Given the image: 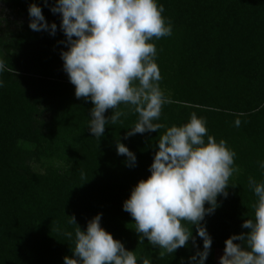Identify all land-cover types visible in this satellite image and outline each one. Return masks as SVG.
<instances>
[{
    "label": "trees",
    "instance_id": "16d2710c",
    "mask_svg": "<svg viewBox=\"0 0 264 264\" xmlns=\"http://www.w3.org/2000/svg\"><path fill=\"white\" fill-rule=\"evenodd\" d=\"M0 2L9 12L0 18V59L6 65L0 72V264H63V257L73 256L76 225L70 217L83 231L97 213L101 227L133 250L138 264L143 258L188 264L203 247L195 226H189L195 246L190 239L173 254L160 255L163 250L146 238L140 242L122 204L150 175L160 135L193 114L206 121L208 135L235 152L239 169L229 178L227 196L218 195L214 212L202 221L212 239L205 264H218L224 241L246 233L243 221L254 219L258 198L249 178L264 181V0H157L172 29L170 36L150 41L158 84L170 101L154 121L164 127L125 139L138 114L120 105L125 115L106 125L99 140L87 128L91 101L75 97L63 70L66 37L60 14L49 8L55 0H47L49 6L44 0ZM32 3L57 25L54 35L29 28ZM117 141L135 154L134 166L117 154Z\"/></svg>",
    "mask_w": 264,
    "mask_h": 264
},
{
    "label": "clouds",
    "instance_id": "9594fccd",
    "mask_svg": "<svg viewBox=\"0 0 264 264\" xmlns=\"http://www.w3.org/2000/svg\"><path fill=\"white\" fill-rule=\"evenodd\" d=\"M44 2L49 6L47 0ZM49 8L60 14L67 47L60 58L74 95L93 105L87 123L92 136L99 140L106 125H115L125 115L120 105L130 106L138 114L125 139L164 127L154 121L170 101L159 87L156 47L150 42L153 37L172 33L171 22L166 24L161 15L163 6H158L157 0H55ZM27 11L31 30L55 34L57 25L46 22L40 6L29 4ZM5 70L0 59V72ZM109 109L111 115L106 117ZM235 123L238 127L240 121ZM116 152L126 157L127 166L135 165V154L119 141ZM234 157L235 152L224 140L217 142L208 135L206 121L195 114L180 126L168 127L156 141L150 175L136 183L122 204L134 220L140 242L146 238L163 250L160 255L173 254L186 247L190 239L195 246L196 237L189 227L195 226L203 247L188 264H205L212 239L202 221L214 212L217 196H227L229 178L239 171L233 166ZM260 167L264 169V161ZM249 185L258 198L253 205L254 219L243 221L241 227L248 229L246 233L232 234L224 241L218 264H264V181L250 177ZM101 216L97 213L92 217L83 231L70 217L69 222L76 225L73 256L63 257V264H138L134 251L101 227ZM65 235L73 237L72 232ZM139 264L152 262L143 258Z\"/></svg>",
    "mask_w": 264,
    "mask_h": 264
},
{
    "label": "rangeland",
    "instance_id": "374dc122",
    "mask_svg": "<svg viewBox=\"0 0 264 264\" xmlns=\"http://www.w3.org/2000/svg\"><path fill=\"white\" fill-rule=\"evenodd\" d=\"M9 18V12L3 7V4L0 3V18Z\"/></svg>",
    "mask_w": 264,
    "mask_h": 264
},
{
    "label": "flooded vegetation",
    "instance_id": "af4514ba",
    "mask_svg": "<svg viewBox=\"0 0 264 264\" xmlns=\"http://www.w3.org/2000/svg\"><path fill=\"white\" fill-rule=\"evenodd\" d=\"M1 3V2H0Z\"/></svg>",
    "mask_w": 264,
    "mask_h": 264
}]
</instances>
